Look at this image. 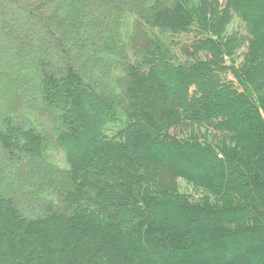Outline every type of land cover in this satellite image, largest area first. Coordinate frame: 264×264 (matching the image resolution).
<instances>
[{"label": "trees", "instance_id": "16d2710c", "mask_svg": "<svg viewBox=\"0 0 264 264\" xmlns=\"http://www.w3.org/2000/svg\"><path fill=\"white\" fill-rule=\"evenodd\" d=\"M0 90V264H264V0H0Z\"/></svg>", "mask_w": 264, "mask_h": 264}, {"label": "rangeland", "instance_id": "374dc122", "mask_svg": "<svg viewBox=\"0 0 264 264\" xmlns=\"http://www.w3.org/2000/svg\"><path fill=\"white\" fill-rule=\"evenodd\" d=\"M240 27L241 24L239 23V21L234 18V21L231 25V27L229 28V32L230 31H234V32H238L239 29H241ZM242 33V31H241ZM1 91V90H0ZM3 105L5 104H1L0 103V107H2ZM46 156H47V159L48 161H50L51 163H58V166L60 168H64L66 167V164H65V161H63V153L60 151V150H54V149H49L47 152H46ZM178 188H179V191L181 193H185V194H189V195H192L193 198H197L196 194L193 190H192V187L190 185H187L184 181L182 180H178ZM26 190V189H25ZM201 193H199L200 195ZM202 195V194H201ZM200 195V196H201Z\"/></svg>", "mask_w": 264, "mask_h": 264}]
</instances>
